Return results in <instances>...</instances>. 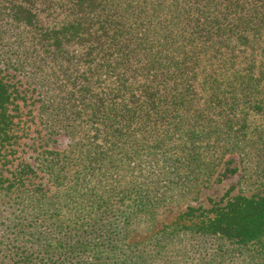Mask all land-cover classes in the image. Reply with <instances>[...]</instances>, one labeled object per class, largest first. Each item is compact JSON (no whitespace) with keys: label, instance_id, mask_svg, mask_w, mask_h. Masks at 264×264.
<instances>
[{"label":"trees","instance_id":"obj_1","mask_svg":"<svg viewBox=\"0 0 264 264\" xmlns=\"http://www.w3.org/2000/svg\"><path fill=\"white\" fill-rule=\"evenodd\" d=\"M9 71L66 148L13 158ZM0 264H264V0H0Z\"/></svg>","mask_w":264,"mask_h":264},{"label":"rangeland","instance_id":"obj_2","mask_svg":"<svg viewBox=\"0 0 264 264\" xmlns=\"http://www.w3.org/2000/svg\"><path fill=\"white\" fill-rule=\"evenodd\" d=\"M9 74L13 77L12 84L18 88L21 92L20 96H22L21 100L16 101V103H19V107L15 108V111H13L16 116L15 122L17 125L14 134L18 137V143L15 147L16 153L13 158L32 162L36 151L40 148L50 147L57 150L66 148L70 142V138L67 135L58 133L56 136L49 138L45 134V128L40 117V91L36 89L33 84L28 83V78L26 79L13 71H9ZM226 161L228 162L227 166L237 168L236 173H223L224 169H222V166L208 186L201 189L198 195L191 200L189 199L182 203L172 204L162 208L156 218L154 226L149 230H137L133 233L131 240L143 238L162 224L171 222L173 218L188 205L207 208L210 207L213 202H224L226 191L232 186L233 189L230 195L237 193L239 191L238 181H240V176L244 173L242 170L244 165L241 163L236 153L227 155ZM246 190L245 193H249V190Z\"/></svg>","mask_w":264,"mask_h":264}]
</instances>
